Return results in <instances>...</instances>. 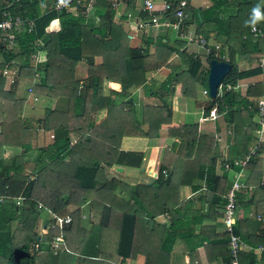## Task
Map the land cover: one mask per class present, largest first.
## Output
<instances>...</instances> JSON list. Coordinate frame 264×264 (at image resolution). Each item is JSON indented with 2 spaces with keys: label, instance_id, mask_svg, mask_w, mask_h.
Returning <instances> with one entry per match:
<instances>
[{
  "label": "trees",
  "instance_id": "16d2710c",
  "mask_svg": "<svg viewBox=\"0 0 264 264\" xmlns=\"http://www.w3.org/2000/svg\"><path fill=\"white\" fill-rule=\"evenodd\" d=\"M53 1L0 0V19L2 10L32 19L29 31L11 32L12 44L1 40L0 33V264H120L136 254L143 256V264H166L176 237L188 253L191 248L187 245L201 246L206 262L217 257L226 260L228 234L221 222L225 172L238 170L242 171L243 187L235 193V206L251 204L257 219L236 218L231 226L242 244L253 249L238 251L237 261L255 264L254 252L264 259V249L254 250L257 245L264 246V186L259 184L264 173V142L256 132L260 125L255 109L257 98L264 101V64L257 66L264 57V22L256 26L261 36H254L250 27L244 26L260 0H214L206 8H194L191 0H184L189 18L177 20L172 11L155 14L159 23L166 19L176 23L178 32L194 24L196 36L213 39L217 48L210 46L207 66L213 58L230 64L215 96L206 94L202 107L204 115L211 108L222 115L226 152L221 154L214 137L196 135L191 124L167 128L166 132L178 139L169 147H175L173 156L164 150L156 176L132 188L108 173L113 165L139 167L141 153L121 152L119 139L153 138L161 124L170 123V107L162 95H171L172 86L179 85L182 97L194 98L207 70L202 74L199 57L187 54L178 39L169 42L164 35L141 33L138 44L129 46L126 29L120 19H113L116 0H82L58 10L52 8ZM163 1L173 10L181 0ZM121 2L125 8L132 6V0ZM138 16L148 25L146 12ZM53 20L58 28L49 32L46 29ZM72 38L77 39L76 45H58ZM37 50L44 52L45 59L32 66L30 55ZM176 54L180 63L168 64ZM236 60L242 61L244 68L238 69ZM78 62L85 71L81 81L72 75ZM253 62L256 65L249 66ZM158 65L169 70L168 76L157 87L146 88V94L157 95V102L140 107L135 121L129 95L144 85L147 73ZM37 71L41 76L31 85L32 94L51 99L61 96L64 105L31 120L21 115L22 102L12 96V88L16 80L33 78ZM259 75L242 94L229 89L239 80ZM107 81L119 85L116 104H108L102 96ZM4 83L8 90H2ZM100 111L103 117L96 121ZM38 131L51 133L47 145H37ZM4 147H16L19 153L4 162ZM251 148L253 153L242 166L233 164ZM32 152H36L32 169L26 173L25 155ZM216 158L220 167L228 166L220 175L214 172ZM176 159L179 161L174 163ZM199 181L206 191L199 202L203 200L205 207L190 208L187 201L178 202L177 187L194 191L200 187ZM40 210L47 214L40 219L45 224L43 233L35 229ZM90 212H97V221L85 230L84 218ZM161 214L168 216L169 223L156 220ZM64 216L69 221L57 227L55 218ZM193 225L197 229H192ZM56 236L61 241L53 245Z\"/></svg>",
  "mask_w": 264,
  "mask_h": 264
},
{
  "label": "crops",
  "instance_id": "0c3cea01",
  "mask_svg": "<svg viewBox=\"0 0 264 264\" xmlns=\"http://www.w3.org/2000/svg\"><path fill=\"white\" fill-rule=\"evenodd\" d=\"M131 1V0H130ZM156 4L161 3L163 0H153ZM214 0H191L190 4L194 8H206L210 2ZM261 4H264V0H260ZM114 16L113 19L118 21L120 19L122 26L124 29H126L127 37L129 39V46H136L138 44V36L141 33H148L150 35H164L166 36L167 40L169 42H172L175 39H178L180 41H183L184 43V49L188 54L196 55L199 57L200 62L205 61V57L203 56L204 52L200 45H198L194 39H195V33H194V24H191L187 26L182 31H177V27H165L162 25H158L156 27H152L150 25H144L142 27H137L134 23V18H139L138 13L141 11H137V9L140 7V1L139 0H132V6L126 7L124 6V3L121 2V0H116L114 3ZM88 9V8H87ZM91 13L90 11H88ZM10 14V13H9ZM16 15V14H14ZM197 13L195 14V16ZM124 16V17H123ZM27 17V16H25ZM198 18V15L196 16ZM29 18V17H27ZM189 18V15H188ZM166 21L169 24H174L169 22L167 19ZM58 28V22L56 20L51 21L47 26V31L54 32ZM187 38H193V41H187ZM207 41L209 43L216 44L217 43L211 39L208 38ZM77 44V39H66L59 41V46H74ZM194 50V51H193ZM203 53V54H202ZM174 55H171L168 59L167 63L171 65H177L175 62H171L170 60L173 58ZM45 59V54L43 51L37 50L34 54L30 55V61L32 66H35L37 64H42ZM241 64V68H244V64L239 61ZM206 63V61H205ZM239 64V65H240ZM207 65V63H206ZM255 63H251L249 66H255ZM201 69L202 74L207 70L205 66L201 63ZM206 69V70H205ZM12 71L11 69H9ZM169 70L165 68L163 65H158L154 71H149L147 73L146 81L144 85H142L140 88L135 89L131 92L129 95V100L132 101L134 113H135V121L139 120L140 117V107H142L145 104H153L157 102L156 100V94H146V88H154L157 87V85L161 82H163L167 76H168ZM73 77L77 79L78 81H81L85 76V71L82 63L78 62L73 66ZM41 76V73L39 71L35 72V75L33 78H22L20 80H16L14 83V87L12 88L13 94L12 96L14 98H18L22 102V113L21 115L25 118H29L31 120H35L36 118H39L44 111L49 109H61L64 105V99L61 96H57L54 99L47 98L44 96H36L33 95L32 92L29 90L31 85L36 82L37 79H39ZM260 77V75L258 76ZM258 77H253L256 80ZM252 78L249 79H243L239 80L236 83H240L246 85L249 84L252 81H249ZM155 80V82L153 81ZM157 83V84H156ZM156 84V86H154ZM22 88H24L25 94L22 92ZM219 88V87H218ZM7 84L4 83L2 90H8ZM245 90V89H244ZM119 91V85L114 82H105L104 87L102 90V96H104L107 100L108 104H116L118 102V98L115 95L116 92ZM202 92V91H201ZM235 92V91H234ZM240 94L242 93L238 91ZM159 93V92H158ZM163 93V92H162ZM160 94V93H159ZM197 95L195 92L194 98H184L179 94V85H173L171 90V95H162L163 100H165V103L167 106L170 107V123L169 124H161L159 128L156 131V135L153 138H142V137H129V136H122L118 141V149L121 152H136L141 153V159L139 161V167H131L126 165H120L115 166L113 165L109 170L108 173L110 174L111 169L114 170L117 175H122V177L119 178V181L126 184V181H129L132 183L131 187L134 186L135 183L139 182H145L148 183L156 176V166H158L159 161L161 160L162 156L165 154L164 150H168L170 152L169 157L173 156V153L175 152V147H173L171 150H169V147L172 143L178 142V139L175 137H171L167 132V128H174L177 127L179 124H182L183 122L191 124L195 127L194 133L196 135L203 134L210 137H214L216 139L217 145L220 148L221 154L224 156L226 152V144L224 142V137L226 133V127L223 122L222 115L217 114L213 108H211L206 115H204L202 112V107H204L200 100L197 99ZM199 96V95H198ZM30 98V100H28ZM181 108V110H179ZM178 109V110H177ZM177 111V112H174ZM178 111H183L181 114L178 113ZM195 112H197L195 116ZM199 112V114H198ZM174 113V115H172ZM200 116V117H199ZM103 117V111H100L97 114V120L99 121ZM198 117V118H197ZM142 127H145V124L142 125ZM37 145H47L51 138V133L45 132L41 133V131L37 132ZM49 135V138H48ZM36 152H32L30 155L25 156V162L27 163V166L25 167V172H27L29 164L33 162V159L35 157ZM15 155V150L9 147H4L2 149V158L5 161H9L12 156ZM173 160V158L171 159ZM179 159H176L174 163H177ZM172 162V161H171ZM151 163V168L149 169V173L152 174V177L148 179L147 175H143L145 177L144 181H139L141 178L142 171H144V165L148 166V164ZM222 166V165H221ZM264 168V164L262 165ZM155 167V169H154ZM155 170V172H154ZM224 169L219 166L218 159L216 158L215 165H214V172L216 175H220ZM226 173V187L225 190L228 188L233 173L232 172H225ZM130 175V176H129ZM113 176V175H110ZM115 177V176H113ZM264 178V173L261 176V179ZM118 180V179H117ZM197 183V182H196ZM200 187L197 188L194 191L189 190L186 186H178L177 187V200L178 202L187 203L190 208H200V206L205 207V202L201 200L199 202V198L203 197V192L205 189L202 186V183L199 181ZM206 192V191H205ZM118 194L121 196V193L118 192ZM203 194V195H202ZM124 197V194L123 196ZM187 201V202H186ZM203 209V208H200ZM252 205H240L239 207H236L237 212V219L238 221L244 218L248 219H257V215L253 213ZM46 212L43 211L39 213L38 217L39 220L44 219L46 217ZM89 217H83L85 221L83 222L85 224V230L90 226V224L95 223L97 221L98 214L97 212H90ZM82 216V215H81ZM156 220L158 222H161L163 224L169 223V218L166 214L159 215ZM264 221V217H263ZM43 224L41 226L43 227ZM89 224V225H88ZM87 225V226H86ZM192 229H197L195 225L191 226ZM264 229V225H263ZM44 230H41L40 233H43ZM191 251V253H188V250L186 249L184 243L180 240V238L176 237L169 249V252L167 254V261L166 264H226V260L224 257H217L215 260L206 262L203 258V251L202 247H193L191 245H187ZM253 255H255V264H264V259L260 258V254L257 252H254ZM120 264H143V256L140 254H136L133 258L128 259L125 258L120 262Z\"/></svg>",
  "mask_w": 264,
  "mask_h": 264
},
{
  "label": "built area",
  "instance_id": "2783aa9c",
  "mask_svg": "<svg viewBox=\"0 0 264 264\" xmlns=\"http://www.w3.org/2000/svg\"><path fill=\"white\" fill-rule=\"evenodd\" d=\"M82 0H67L66 4H60L59 0H54L51 5L52 8L55 10L62 9L66 6H68L71 3L78 4ZM140 1V7L137 9V11H144L148 15V25L152 27H156L158 25H162L165 27H177V24H169L166 20H164L162 23H159L155 17V14H164L167 12L173 13L174 17L178 19H184L187 18L188 13L185 10V1L181 0L178 2L176 6L173 7V10L171 9V5L167 2L162 1L159 4H156L153 0H139ZM49 6V5H48ZM47 6V8H48ZM1 19H0V33H3L2 39L8 42V44H12V31H21L25 29L26 31H29L32 27V19L27 17H20L18 15H12L9 14L7 10H2L1 12ZM134 23L137 27L144 26V23L138 19L134 18ZM249 32L256 36L255 34L261 36L260 30L258 28L253 31L251 28L249 29ZM187 41H193V38H187ZM194 41L200 45L202 48L204 54H207L209 52L210 46L213 47V49L217 48L216 44L209 43L207 40L195 36ZM264 64V57L261 56L257 62V66H262ZM5 73V72H3ZM264 76L263 74H261ZM229 86H226L225 89L228 90ZM232 91H240L245 89V85L236 83L234 86L229 88ZM202 94H207L206 90H202ZM255 109H256V120L257 123L260 125V128L256 131L258 134L259 140L261 139L262 130L264 127V101L262 98H257L255 100ZM253 153V148L249 149L243 157L238 160H234L233 164L242 166L244 162L248 159V156ZM223 169L228 170V166L226 163L223 164ZM259 184L261 186H264V178L260 179ZM243 187V175L242 171L238 170L233 173L231 182L228 186V188L225 191L224 197L225 202L223 205V211H222V218L221 222L224 228V231L228 234V255L226 257V264H239L237 261V253L240 250H253L249 246H245L240 241L239 237L236 234H233L231 232V226L235 224L236 222V209H235V193L237 190ZM55 223L57 227H60L62 224L67 223L69 221L68 216L64 217H56ZM61 238L59 236H56L53 238V245H56V243L60 242ZM34 248H36V245H33ZM264 249L263 245H257L254 250L262 251Z\"/></svg>",
  "mask_w": 264,
  "mask_h": 264
},
{
  "label": "rangeland",
  "instance_id": "374dc122",
  "mask_svg": "<svg viewBox=\"0 0 264 264\" xmlns=\"http://www.w3.org/2000/svg\"><path fill=\"white\" fill-rule=\"evenodd\" d=\"M184 51H185V49H184ZM194 51V50H193ZM186 52V51H185ZM187 53V52H186ZM188 54V53H187ZM203 54V53H202ZM203 56L205 57L206 56V54H203ZM171 62H175L176 64H179L180 63V59L178 58V55L176 54V55H174L173 56V58L170 60ZM242 62V61H241ZM201 63H202V65L203 66H205L206 68L208 67L207 65H206V63H205V61L203 62V61H201ZM253 63H255V62H253ZM240 64V62L238 61V60H236V66H237V68H241V64ZM256 64V63H255ZM206 70V69H205ZM207 74V73H206ZM206 74H205V77L203 78L204 80L203 81H201V83H200V85L198 86L197 85V87H196V94H198L197 95V99L198 100H200V102H201V104L204 106L205 104H206V94H202V90L204 89V90H206ZM256 78V77H255ZM255 78H252V79H250L249 81H254V80H256ZM258 79H260V77H258ZM154 82H155V80H153ZM157 84V83H156ZM156 84L154 85V86H156ZM24 90V88H22V92H23V94H25V92L23 91ZM242 91L243 90H240V92L242 93ZM28 100H30V98L28 99ZM178 110V109H177ZM179 110H181V108L179 109ZM174 112H177V111H174ZM181 112H183V111H178V113L179 114H181ZM197 114V112H195V116H198V115H196ZM198 114H199V112H198ZM172 115H174V113L172 114ZM208 115H209V113H208ZM200 117V116H199ZM198 118V117H197ZM228 133V132H227ZM71 137V139L72 140H74L75 139V137H74V135L72 134V135H70ZM38 137V136H37ZM48 138H49V135H48ZM71 140V141H72ZM262 142H264V127H263V130H262V135H261V139H260ZM264 148V147H263ZM12 149H14L15 150V155H17L18 153H19V149L18 148H12ZM26 156V155H25ZM263 156H264V152H263ZM263 164H264V161H263ZM32 163L31 164H29V166H28V169H27V172H29L31 169H32ZM151 168V163H149L148 164V166H146V165H144V171H142V174H141V178L142 179H140L139 181H144L145 180V177H143V175H147L148 177V179H150L151 177H152V174L151 173H149L148 171H149V169ZM156 168H157V166H156ZM154 169H155V167H154ZM154 172H155V170H154ZM109 175H113V176H115V178L116 179H118L119 180V178L120 177H122V175H117L116 174V172L113 170L112 171V169H111V172H110V174ZM130 176V175H129ZM121 179V178H120ZM127 182V185L128 186H130L131 187V185H132V183H130L129 181H126ZM121 196H123V193H121ZM125 196V195H124ZM40 212H42L43 213V210H40ZM41 224H42V221H40L39 219L37 220V222H36V226H35V229H36V231H39V232H41V230H45V224H43V227L41 226Z\"/></svg>",
  "mask_w": 264,
  "mask_h": 264
},
{
  "label": "water",
  "instance_id": "95a60500",
  "mask_svg": "<svg viewBox=\"0 0 264 264\" xmlns=\"http://www.w3.org/2000/svg\"><path fill=\"white\" fill-rule=\"evenodd\" d=\"M229 69L230 64L224 60H217L213 58L208 61L206 91L209 98L215 96L222 78L229 71Z\"/></svg>",
  "mask_w": 264,
  "mask_h": 264
},
{
  "label": "clouds",
  "instance_id": "9594fccd",
  "mask_svg": "<svg viewBox=\"0 0 264 264\" xmlns=\"http://www.w3.org/2000/svg\"><path fill=\"white\" fill-rule=\"evenodd\" d=\"M60 4H66L67 0H59ZM264 22V5L256 4L252 7L249 18L244 21L245 27L255 31L257 24Z\"/></svg>",
  "mask_w": 264,
  "mask_h": 264
}]
</instances>
